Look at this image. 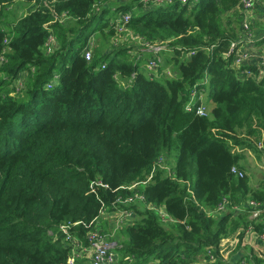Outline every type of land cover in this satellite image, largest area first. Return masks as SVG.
<instances>
[{
    "label": "trees",
    "instance_id": "16d2710c",
    "mask_svg": "<svg viewBox=\"0 0 264 264\" xmlns=\"http://www.w3.org/2000/svg\"><path fill=\"white\" fill-rule=\"evenodd\" d=\"M16 1L0 0V264H69L60 225L87 247L97 224L109 234L103 208L131 212L108 236L122 264H264V251L218 249L258 232L245 204L264 203L245 165V151L264 156V74L225 55L241 0H22L31 7L4 28ZM136 192L143 201H123Z\"/></svg>",
    "mask_w": 264,
    "mask_h": 264
},
{
    "label": "built area",
    "instance_id": "2783aa9c",
    "mask_svg": "<svg viewBox=\"0 0 264 264\" xmlns=\"http://www.w3.org/2000/svg\"><path fill=\"white\" fill-rule=\"evenodd\" d=\"M141 3H143V6H148V5H155V4H164V3H170L176 0H140ZM180 2H185L186 0H177ZM258 0H241V4L238 7V9L241 11V13L244 14V12L249 11L253 5L257 2ZM129 14L123 13L120 15L115 27L118 30V32H121V27L119 22L121 21H126L129 19ZM241 31L242 34L238 37L236 41H232L229 45V50L225 54H229L230 52H234L233 60H234V65L236 68H241L243 65H250L248 61L252 58V53L249 51H244L245 48H242L240 42L245 41L246 43H249V41H252V31L251 27L249 24V21L247 18H243L241 21ZM92 41H89L88 44L85 47L84 50V57L87 60H90L92 58ZM55 44V40L53 35H49L48 39L45 43L46 45V50L51 51L53 48V45ZM153 52H158L161 48L162 45L150 47ZM157 61L154 59H151L147 63L148 69L150 68H156ZM260 72V75L264 74V55L259 58V61L257 63V66ZM241 73L245 75H251V72L247 69L240 70ZM193 94V93H192ZM196 113L199 115H206L207 114V108L203 104H199L196 108ZM258 147H261V143H258ZM162 157H158L154 161L153 168L156 167L157 164L161 163ZM231 173L237 175L238 177H242L244 172L242 170H239L236 166H232L230 169ZM151 175L147 177V180H149ZM144 183V182H143ZM138 183H134L131 186H128L127 188L132 189L133 187L136 186ZM143 201L144 196L141 193H134L133 195L127 197L124 199V202H133V201ZM245 207L249 209V218L251 219H256L261 222V227L260 230L257 232V237L258 240L260 241L262 250L259 252V255L262 254L264 251V203H259L254 200H249L245 204ZM226 208V201H224L222 204L219 205V208L217 209L218 212H224ZM105 209L103 208L101 210V214L104 213ZM118 212V217L116 219L115 227H118L123 223V220L126 217L131 216V212L127 210H116ZM160 215L165 216V212L160 210ZM68 224H63L60 225V230L64 232L66 235V240H71L74 245L72 247V254L68 258V263L69 264H75V259L77 257H81L80 255H83L84 253H89L90 254V264H122L120 262V259L116 252H114L113 247L115 245L114 242L110 241L108 236L109 234L103 233L102 230L98 227V224L96 225V228L89 231L87 234V239L89 240V245L87 247L81 246L80 243H76L75 238H71L70 235L68 234ZM251 229V227H248V230ZM238 264H252L248 258H242Z\"/></svg>",
    "mask_w": 264,
    "mask_h": 264
},
{
    "label": "crops",
    "instance_id": "0c3cea01",
    "mask_svg": "<svg viewBox=\"0 0 264 264\" xmlns=\"http://www.w3.org/2000/svg\"><path fill=\"white\" fill-rule=\"evenodd\" d=\"M236 11L240 12V21L236 26L238 37L242 34L240 26L242 19L246 17L249 21L252 31V41L246 43L245 41L241 40L240 44L242 48H245L244 51H249L253 54L248 63L252 66H257L259 58L264 55V0H258L253 5V7L249 11L244 12V14L241 13L239 9H236ZM202 94H204L203 100L201 98L200 100L205 103L206 93ZM258 161H260L261 167L264 168V156H262L261 160ZM257 167L260 169V165H257ZM248 174L250 176V185L252 187H259L261 185V181L264 179V175L262 174V176H260L259 178H254V181V179L252 178L253 174H251L250 171H248ZM259 174L261 175V171L259 172ZM111 213L114 214V218H116V210L105 209L104 213L101 215V224H103L105 228H107L106 232L111 231V229H108V221H111V218L107 219L111 217ZM115 223H113V225ZM238 244L239 240L237 236L232 235L222 239L219 243L218 249L224 259L232 258L233 261L240 259L243 255L249 254L251 252L259 253L262 250L260 241L257 237V232L252 228L249 230L247 228L245 230V234L241 241L240 247H238ZM81 259L88 264L90 260V254L84 253L81 256ZM147 264H157V260L150 261Z\"/></svg>",
    "mask_w": 264,
    "mask_h": 264
},
{
    "label": "rangeland",
    "instance_id": "374dc122",
    "mask_svg": "<svg viewBox=\"0 0 264 264\" xmlns=\"http://www.w3.org/2000/svg\"><path fill=\"white\" fill-rule=\"evenodd\" d=\"M31 7L30 3H26L25 1H22V0H17L15 3L9 5L7 8V10L5 11L6 12V17H5V22H4V28H6V23L7 21H10V22H13L16 18H18L19 16H21L22 14L26 13V10L29 9ZM233 21L235 22V26H236V21H235V17L233 18ZM223 23H224V19H223ZM125 39H123V41H125ZM120 43V42H119ZM118 43V44H119ZM123 44V43H122ZM133 45V51H132V55L133 53L136 54V51H141V50H146V48H144V46H139L138 44H134V43H130L128 46H131ZM165 45H162V48L164 47ZM150 49L149 47L147 48V50ZM151 52V51H150ZM167 68H165L167 70V72H165L166 74L165 75H171V67L169 63L166 64ZM144 66L147 67V64H145ZM148 68V67H147ZM158 70L155 69V72H157ZM16 85H20V79L19 81L16 82ZM203 95L204 94H201L200 95V98L203 100ZM245 165L246 167L249 169V171L251 172V174H253V179L254 178H259L260 176H262V174L264 175V168L261 167V163L260 159H257L254 155V153L250 152V151H245ZM256 158V159H255ZM257 165H260V169L257 167ZM261 171V175L259 174V172ZM250 174V175H251ZM255 181V179H254ZM114 214L111 213V217L107 218V219H110L111 218V221L109 220L108 221V229L111 231L107 232L109 234H112L113 231L117 228L113 225V223L116 222V219L118 217V212L116 214V218H114ZM115 219V220H114ZM113 235V234H112ZM110 235V238L111 236ZM111 241V240H110Z\"/></svg>",
    "mask_w": 264,
    "mask_h": 264
}]
</instances>
